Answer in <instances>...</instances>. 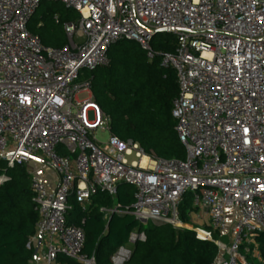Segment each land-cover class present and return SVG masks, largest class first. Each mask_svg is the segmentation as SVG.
<instances>
[{
    "label": "built area",
    "instance_id": "obj_1",
    "mask_svg": "<svg viewBox=\"0 0 264 264\" xmlns=\"http://www.w3.org/2000/svg\"><path fill=\"white\" fill-rule=\"evenodd\" d=\"M42 1L79 14L63 24L67 42L60 48L43 46L26 27ZM160 29L176 39L160 64L176 76L171 116L183 159L148 155L111 133L99 142L95 135L109 131V118L82 76L108 63L107 49L117 40L137 42L151 59ZM38 153L58 175L49 190L28 169L38 212L30 241L44 236L46 264L59 253L95 264L82 251V227L65 221L67 197L74 194L84 211L98 189L114 197L119 183L134 187V200L124 208L100 207L104 218L128 213L139 222L190 229L216 245L212 264H261L264 0H0V161L28 167ZM9 179L0 172V186ZM187 194L202 228L180 219ZM142 240V232L131 231L112 262L125 264Z\"/></svg>",
    "mask_w": 264,
    "mask_h": 264
},
{
    "label": "trees",
    "instance_id": "obj_2",
    "mask_svg": "<svg viewBox=\"0 0 264 264\" xmlns=\"http://www.w3.org/2000/svg\"><path fill=\"white\" fill-rule=\"evenodd\" d=\"M40 13L34 16L36 10ZM27 20V29L45 47L60 48L67 42L63 24L78 19L79 14L56 1H42ZM57 15V21L54 15ZM176 39L172 35L154 36L151 42L153 57L149 59L140 45L132 40H117L107 49L108 63L85 70L90 81L93 100L109 118V131L121 140L137 142L148 155L164 159H183L185 150L175 131L171 116L172 100L177 95L173 69L161 66L164 53L174 51ZM10 179L0 186V264H31L38 212L29 186L26 164L6 167L0 161V172ZM134 187L125 183L116 186L115 196L98 189L89 198L86 210L76 202L74 194L67 197L65 221L79 225L84 232L82 251L93 255L95 264H114L116 249L126 243L131 231L144 234L136 241L125 264H212L217 247L195 232L176 229L167 223L139 222L132 214H110L104 218L100 207L130 206ZM193 209L189 196L179 206L180 219L187 222ZM83 220V223L81 221ZM217 237V233H213ZM264 264V234L256 237ZM55 264H79L59 253Z\"/></svg>",
    "mask_w": 264,
    "mask_h": 264
},
{
    "label": "crops",
    "instance_id": "obj_3",
    "mask_svg": "<svg viewBox=\"0 0 264 264\" xmlns=\"http://www.w3.org/2000/svg\"><path fill=\"white\" fill-rule=\"evenodd\" d=\"M41 155V154H40ZM29 170L36 171L41 179L43 180L44 184L49 190H54L55 187L58 184V175L57 173L50 167L43 165L41 163L40 156H36L34 160H32L29 165H28ZM89 200L86 203V207H88ZM189 218H192L193 220L199 222L202 224V220L195 212H191ZM188 226L192 227L188 223H186ZM31 244L34 248V254H33V259L31 261V264H46V261L44 259V254H45V238L44 236L38 239L31 240ZM56 260L52 263L55 264Z\"/></svg>",
    "mask_w": 264,
    "mask_h": 264
},
{
    "label": "rangeland",
    "instance_id": "obj_4",
    "mask_svg": "<svg viewBox=\"0 0 264 264\" xmlns=\"http://www.w3.org/2000/svg\"><path fill=\"white\" fill-rule=\"evenodd\" d=\"M60 3V2H59ZM41 11V8L37 9L36 10V13L34 14V16H37ZM170 35L169 33H165V32H158L155 36H160V35ZM85 71V70H84ZM83 71V72H84ZM109 134H110V131H98L95 135L96 139L99 141V142H105L108 137H109ZM41 153H38L37 155L40 156V159H41V163L43 165H46L47 166V163H48V159L46 158L45 155L41 154ZM188 196V194L186 195V197ZM204 220L206 221L207 219L204 218ZM189 225H191L192 227H199V228H202L204 226H202V224H200L199 222L193 220L192 218H189L187 220V222Z\"/></svg>",
    "mask_w": 264,
    "mask_h": 264
},
{
    "label": "water",
    "instance_id": "obj_5",
    "mask_svg": "<svg viewBox=\"0 0 264 264\" xmlns=\"http://www.w3.org/2000/svg\"><path fill=\"white\" fill-rule=\"evenodd\" d=\"M56 2H57V1H56ZM36 8H37V6H36ZM36 8L33 10L32 14L28 17V19L33 15V13L35 12ZM165 31H166L165 29H160V30H158V31H156V32H165ZM156 32H155V33H156ZM143 223H145V221H143ZM40 238H41V234L38 235V239H39V240H40Z\"/></svg>",
    "mask_w": 264,
    "mask_h": 264
}]
</instances>
